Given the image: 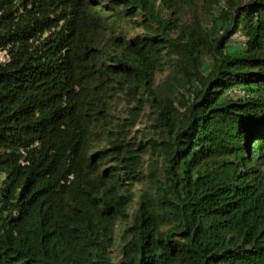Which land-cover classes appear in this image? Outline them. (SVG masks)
<instances>
[{
  "label": "trees",
  "instance_id": "trees-1",
  "mask_svg": "<svg viewBox=\"0 0 264 264\" xmlns=\"http://www.w3.org/2000/svg\"><path fill=\"white\" fill-rule=\"evenodd\" d=\"M0 50V264H264V0H0Z\"/></svg>",
  "mask_w": 264,
  "mask_h": 264
},
{
  "label": "rangeland",
  "instance_id": "rangeland-1",
  "mask_svg": "<svg viewBox=\"0 0 264 264\" xmlns=\"http://www.w3.org/2000/svg\"><path fill=\"white\" fill-rule=\"evenodd\" d=\"M141 34H143L142 31H131V37H136V36L141 35ZM167 77H168V74H166L165 76H161L159 78V81H160L159 84H162V82H164ZM114 114L116 117L122 118L123 121L127 120L129 118V114L127 113L126 105H123L120 108H118L117 110H115ZM152 120H153L152 112H150V110H147L145 112V114L143 115L139 126L137 127V129L133 133V138L137 137L138 138L137 142L139 144L142 143L144 146H146V144H149V141L152 138H155L154 134L151 132V127L153 124ZM106 148H107V145H102V146L98 147L96 150L97 151H103ZM145 160L150 162V159L148 157H146ZM115 166H116V163L107 164V168H111V167H115ZM141 190H142V188H139V191H141ZM122 247H123V245H122L121 237L119 234L117 237L116 247L111 252L114 264H119V262L122 258V254H121Z\"/></svg>",
  "mask_w": 264,
  "mask_h": 264
},
{
  "label": "clouds",
  "instance_id": "clouds-1",
  "mask_svg": "<svg viewBox=\"0 0 264 264\" xmlns=\"http://www.w3.org/2000/svg\"><path fill=\"white\" fill-rule=\"evenodd\" d=\"M20 155H21V160H20V162H21L22 166H26V165H27V162L25 161V158H26V156H27V152H26V150L21 149V150H20ZM71 179H72V178H71ZM6 180H7V178H6L5 175H0V193H1L3 190H5V188H6V184H5ZM1 196H2V195H1Z\"/></svg>",
  "mask_w": 264,
  "mask_h": 264
},
{
  "label": "built area",
  "instance_id": "built-area-1",
  "mask_svg": "<svg viewBox=\"0 0 264 264\" xmlns=\"http://www.w3.org/2000/svg\"><path fill=\"white\" fill-rule=\"evenodd\" d=\"M11 56L8 50H0V64L1 65H8L11 63Z\"/></svg>",
  "mask_w": 264,
  "mask_h": 264
}]
</instances>
